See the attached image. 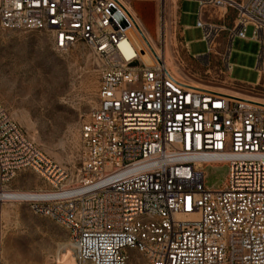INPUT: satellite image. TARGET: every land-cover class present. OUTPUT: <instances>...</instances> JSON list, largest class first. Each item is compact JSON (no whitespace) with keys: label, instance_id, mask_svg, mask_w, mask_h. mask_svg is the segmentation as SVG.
Here are the masks:
<instances>
[{"label":"built area","instance_id":"built-area-1","mask_svg":"<svg viewBox=\"0 0 264 264\" xmlns=\"http://www.w3.org/2000/svg\"><path fill=\"white\" fill-rule=\"evenodd\" d=\"M137 1H0L3 30L45 33L58 52L83 44L98 76L77 176L30 140L0 100V264L1 193L27 172L37 182L23 202L66 230L76 264H264V104L196 88L174 72L165 49L178 29L183 38V0L175 11L156 0L160 53L130 10ZM194 1L208 45L195 59L209 62L226 34L220 56L230 72L234 39L251 34L262 44L261 75L264 0ZM219 162L228 178L213 189L205 169Z\"/></svg>","mask_w":264,"mask_h":264},{"label":"rangeland","instance_id":"rangeland-1","mask_svg":"<svg viewBox=\"0 0 264 264\" xmlns=\"http://www.w3.org/2000/svg\"><path fill=\"white\" fill-rule=\"evenodd\" d=\"M135 5L134 14L157 44L160 36L156 24L160 15L157 1L142 0ZM179 5L183 40L178 29L177 41L168 43L175 72L202 89L264 100V60L260 63L261 75L257 71L261 42L251 34L247 38L236 37L231 46L230 72L220 56L228 47L226 34L218 40L217 54L209 62L196 60L197 56L208 53L203 30L197 27L199 4L183 0ZM167 6L169 10L176 9L174 0H169ZM233 14L229 11L224 23L228 27L232 25ZM213 20L221 24L218 16ZM167 29L169 36V20ZM169 62L170 65L172 61ZM97 94L96 61L86 46L78 44L69 52H58L45 33L5 31L0 27L1 103L26 136L67 168L71 176H77L82 166L80 128L96 105ZM205 173L207 186L217 189L224 185L229 168L219 162L208 166ZM36 182L33 174L23 173L12 181L8 191L31 192ZM3 220V264H58L59 246L68 240L66 230L33 212L31 205L23 201L5 203Z\"/></svg>","mask_w":264,"mask_h":264},{"label":"bare ground","instance_id":"bare-ground-1","mask_svg":"<svg viewBox=\"0 0 264 264\" xmlns=\"http://www.w3.org/2000/svg\"><path fill=\"white\" fill-rule=\"evenodd\" d=\"M166 1V5H169V0H165ZM174 3L176 5V8H178V4H177V0H174ZM130 10L131 12L134 14L133 10H132V7H130ZM134 16L136 17V15L134 14ZM136 20L138 22V24L140 25V27L143 29V31L145 32L147 38L149 39V41L152 43V45L154 46V48L157 50V52L160 53V49L157 47V44H156V41L155 39H153L147 29V27L141 23L137 17H136ZM159 27V26H158ZM159 32H160V29H159ZM168 43H169V40H168ZM167 43V46H166V49H165V54H166V63L169 67H171V65L173 64L174 60H173V57L171 55V52H170V46L169 44ZM172 61V63L169 65V61ZM172 68V67H171ZM173 69V68H172ZM176 69V68H175ZM174 70V69H173ZM175 72V70H174ZM189 82V81H187ZM192 86L196 87V88H199L198 85H195L193 82H189ZM205 90H212L214 91L213 89H208V88H203ZM216 91V90H215ZM214 91V92H215ZM216 92H220L222 94H226V95H229V96H234V97H238V98H243V99H246V100H251V101H254V102H258L260 104H264V100H260V99H256L254 97H251V96H248V95H243V94H240V93H231V92H228V91H216ZM31 192H27V193H23L21 191L19 192H5V193H1V196L2 198L4 199V201L6 203H9V202H16V201H27L30 199L31 197ZM60 250L58 252V257H57V263L58 264H76L75 260H74V257L68 247V245L65 243V244H62L59 246ZM64 254V255H63Z\"/></svg>","mask_w":264,"mask_h":264}]
</instances>
